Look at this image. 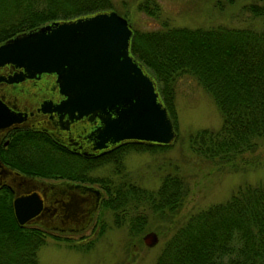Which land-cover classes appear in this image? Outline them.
<instances>
[{
    "label": "trees",
    "instance_id": "obj_1",
    "mask_svg": "<svg viewBox=\"0 0 264 264\" xmlns=\"http://www.w3.org/2000/svg\"><path fill=\"white\" fill-rule=\"evenodd\" d=\"M128 1L158 19L157 0H119L121 9L113 0H0V43L52 21L108 9L127 20ZM259 1L243 4L240 12L263 19L264 4ZM209 3L222 13L233 0ZM251 23L189 27L163 18L157 28L131 27L129 53L153 77L175 129L177 81L191 78L211 98L221 118L219 126L197 129L187 141L190 152L216 170L246 171L264 164V23ZM3 137L0 161L8 168L41 180L96 184L101 198L95 237L105 228L106 211L115 227L128 225L130 237L140 236L151 216L169 225L156 231L166 237L152 264H264V180L239 185L224 201L183 219L178 214L188 195L184 176L165 174L152 190L133 182L123 169L126 151L161 145L122 141L101 154L84 156L38 129L15 127ZM104 165H111L110 175L94 177L92 171ZM12 195L7 186L0 187V264H38L37 252L48 238L70 242L42 225L17 224ZM95 237L67 247L86 250Z\"/></svg>",
    "mask_w": 264,
    "mask_h": 264
},
{
    "label": "water",
    "instance_id": "obj_2",
    "mask_svg": "<svg viewBox=\"0 0 264 264\" xmlns=\"http://www.w3.org/2000/svg\"><path fill=\"white\" fill-rule=\"evenodd\" d=\"M131 34V25L113 9L52 21L0 43V68H13L0 74V82L15 84L42 73L54 75L62 99L51 109L44 102L36 110L54 113L58 119L66 116L70 121L96 119L98 125L90 132L93 149L122 141L170 145L176 136L172 119L158 96L153 77L129 53ZM3 98L0 94V138L32 115ZM4 185L13 194L11 205L19 225L46 227L44 214L51 215V211L70 210L81 218L83 215L79 220L83 221L96 208L99 194L91 188L87 199L71 195L65 203L47 200L44 190L59 184L21 174L0 161V187ZM142 240L152 245L156 236L148 232Z\"/></svg>",
    "mask_w": 264,
    "mask_h": 264
},
{
    "label": "rangeland",
    "instance_id": "obj_3",
    "mask_svg": "<svg viewBox=\"0 0 264 264\" xmlns=\"http://www.w3.org/2000/svg\"><path fill=\"white\" fill-rule=\"evenodd\" d=\"M113 1L121 9L119 0ZM249 1L251 0H233V3L220 13L211 8L209 0H157L160 7L158 19L137 11L128 1L130 6L128 4L126 6L128 9L127 21L137 29L157 28L163 18H167L171 25L189 27L215 24L243 26L248 22H252V25L258 27L264 23V18L253 19L239 10L240 6ZM259 3L264 4V0ZM172 107L176 122V129L174 128L176 136L173 143L153 150L131 149L124 153L122 157L123 169L133 182L153 190L165 174L176 172L184 176L188 182V195L178 215L185 219L188 214L198 209L224 201L239 185L253 184L264 180V164L260 167H249L246 171L226 169L221 171L214 169L215 165L201 161L190 152L187 141L189 133L200 128L216 129L221 122L220 115L211 98L196 81L184 78L176 82ZM261 162L264 163V159H261ZM110 173L111 165H104L92 171L94 177L108 176ZM45 181L55 185L65 180ZM71 183L87 187L76 182ZM88 187L98 189L96 184ZM100 195L99 192L98 203ZM98 210L97 205L89 213L88 218L85 217L81 223H78L79 225L70 224L68 228L61 229V226L57 227V223L48 224L47 229L52 234L67 238L70 242L48 238L37 252L38 264L153 263L160 251L162 241L166 237L156 231L164 230V227L169 226L167 222L163 223V221L148 216L150 223L144 228L145 231L140 236L130 237L128 225L122 223L120 227H115L111 214L106 211L103 213L105 228L101 235L95 237ZM148 232H152L156 236V241L152 245H147L142 240L143 235ZM94 237L92 245L86 250L67 247V244L72 242L80 244L83 240H90Z\"/></svg>",
    "mask_w": 264,
    "mask_h": 264
},
{
    "label": "flooded vegetation",
    "instance_id": "obj_4",
    "mask_svg": "<svg viewBox=\"0 0 264 264\" xmlns=\"http://www.w3.org/2000/svg\"><path fill=\"white\" fill-rule=\"evenodd\" d=\"M12 71L13 68L9 66L0 68V74H7ZM0 94L4 97V102L14 105L16 109L32 112V115L27 116L26 119L19 123L18 127L42 130L71 152L80 153L84 156H93L109 150L114 145L107 144L102 149H93L90 132L98 125L96 119L89 121L86 117H81L70 121L66 119V116L58 119L54 113L36 110L44 102L45 107L51 109L53 104L58 103L62 99V96L57 92L54 75L52 74L42 73L36 78L23 79L15 84L0 82ZM3 138L1 136L0 141ZM45 182L47 183V181ZM56 184L59 185L55 188L44 190L43 193L47 200L58 199L63 200L65 203L71 199V195L82 196L87 199V196L92 194V187H83L66 181ZM81 205L83 207L85 201ZM51 212V215L44 214L45 219L43 222L47 228L48 224L55 223H57V227L61 226V229L68 228L70 224L79 225L78 223H81L79 220L83 218V215H81V218L78 213V215L71 214L70 210L58 213L55 211Z\"/></svg>",
    "mask_w": 264,
    "mask_h": 264
}]
</instances>
